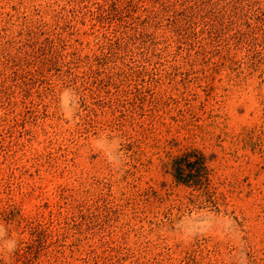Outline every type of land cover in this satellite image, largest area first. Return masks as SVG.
Here are the masks:
<instances>
[{
  "label": "rangeland",
  "instance_id": "374dc122",
  "mask_svg": "<svg viewBox=\"0 0 264 264\" xmlns=\"http://www.w3.org/2000/svg\"><path fill=\"white\" fill-rule=\"evenodd\" d=\"M0 223V264H231L237 226L264 264V0H0Z\"/></svg>",
  "mask_w": 264,
  "mask_h": 264
},
{
  "label": "clouds",
  "instance_id": "9594fccd",
  "mask_svg": "<svg viewBox=\"0 0 264 264\" xmlns=\"http://www.w3.org/2000/svg\"><path fill=\"white\" fill-rule=\"evenodd\" d=\"M73 97L75 105L72 104ZM60 105L65 119L71 121L77 113L80 104V97L74 89H64L60 94ZM111 137V139H109ZM94 148L100 151L108 164L112 166L115 172H121L127 162L126 153L123 146V141L118 137L110 134H105L97 138L94 142ZM235 223V221H233ZM190 238V237H186ZM229 238L234 242L236 250V259L231 264H247L248 253L242 246L243 236L239 234L238 226L235 234H230ZM20 245V240L17 236L10 235L9 229L4 223H0V257L7 255L9 259L16 253ZM242 254V255H241Z\"/></svg>",
  "mask_w": 264,
  "mask_h": 264
},
{
  "label": "trees",
  "instance_id": "16d2710c",
  "mask_svg": "<svg viewBox=\"0 0 264 264\" xmlns=\"http://www.w3.org/2000/svg\"><path fill=\"white\" fill-rule=\"evenodd\" d=\"M193 151L186 152L182 156L176 158L172 163V169H173V177L179 182L187 183L191 181L192 178H190L191 171L199 168H204L202 166L200 160H202L201 154L194 155L192 153ZM194 157L193 159H190V156ZM197 165V166H196Z\"/></svg>",
  "mask_w": 264,
  "mask_h": 264
}]
</instances>
